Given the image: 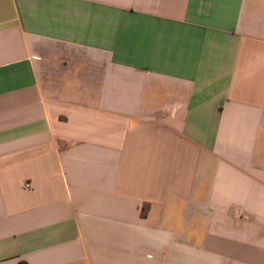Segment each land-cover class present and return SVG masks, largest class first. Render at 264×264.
Instances as JSON below:
<instances>
[{"label":"crops","instance_id":"obj_1","mask_svg":"<svg viewBox=\"0 0 264 264\" xmlns=\"http://www.w3.org/2000/svg\"><path fill=\"white\" fill-rule=\"evenodd\" d=\"M20 263L264 264V0H0Z\"/></svg>","mask_w":264,"mask_h":264},{"label":"trees","instance_id":"obj_2","mask_svg":"<svg viewBox=\"0 0 264 264\" xmlns=\"http://www.w3.org/2000/svg\"><path fill=\"white\" fill-rule=\"evenodd\" d=\"M147 212H148V207L145 206V207L142 209V215L145 216V215L147 214ZM20 264H22V263H20Z\"/></svg>","mask_w":264,"mask_h":264},{"label":"built area","instance_id":"obj_3","mask_svg":"<svg viewBox=\"0 0 264 264\" xmlns=\"http://www.w3.org/2000/svg\"><path fill=\"white\" fill-rule=\"evenodd\" d=\"M26 186H27V187H30V184H27Z\"/></svg>","mask_w":264,"mask_h":264}]
</instances>
